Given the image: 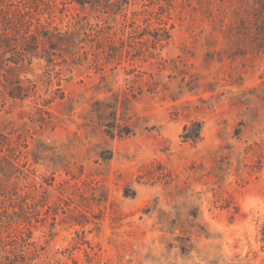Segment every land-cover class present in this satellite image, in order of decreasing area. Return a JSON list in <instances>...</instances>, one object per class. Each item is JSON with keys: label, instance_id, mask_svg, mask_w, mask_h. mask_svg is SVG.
Returning a JSON list of instances; mask_svg holds the SVG:
<instances>
[{"label": "rangeland", "instance_id": "obj_1", "mask_svg": "<svg viewBox=\"0 0 264 264\" xmlns=\"http://www.w3.org/2000/svg\"><path fill=\"white\" fill-rule=\"evenodd\" d=\"M88 1L0 0V264H262L264 0Z\"/></svg>", "mask_w": 264, "mask_h": 264}, {"label": "trees", "instance_id": "obj_2", "mask_svg": "<svg viewBox=\"0 0 264 264\" xmlns=\"http://www.w3.org/2000/svg\"><path fill=\"white\" fill-rule=\"evenodd\" d=\"M76 2L78 4H80V5H85V4L90 3V1H88V0H76ZM122 2H124V4H127L125 1H122ZM157 21L159 22L158 24H159L160 27L156 29L155 33L150 34V36L154 39V43L156 45L161 44L163 41H166L169 38V30L165 26H163V27L161 26V25L164 24L163 21L161 19H157ZM146 22L147 21H145V23ZM145 28L147 29V26ZM104 29H106L107 31H111L112 27L111 26H109V27L107 26ZM53 31L57 32L58 30L57 29H53ZM43 34H45V33H43ZM56 34L57 35H61L60 32H57ZM64 34H65V37H66V40H67L66 48H69V51H66V52L69 53L70 56L75 58V56L77 54L75 52L74 45H75V43H82L83 39H81V40L79 39L78 40L77 37H76L77 35L69 34L68 32H65ZM82 34H83L85 40H86V38L90 37V35H88L86 32H83ZM106 34L109 35V32H106ZM42 37L46 38L47 40H49V42H53L52 45L54 46V48H51L50 50H45L44 51V55H43L45 60H46V62L52 64L54 62L53 58L55 57L56 52L58 51V52L61 53L64 49L61 47V44H59V43L54 41L53 37H49L46 34L42 35ZM26 39H27V37H26ZM28 40H29L28 43H24V42L22 43L23 44L22 46H24L23 52H25V55H28L29 57H37V50H38L39 45H40L39 42H38L37 36L29 37ZM98 45H100V46L103 45V41L97 43V46ZM99 49H100V47H99ZM105 60L106 61L107 60L110 61L111 59H107L106 58ZM201 128H202V125H201L200 122H198V121L191 122L189 125H186V126L183 127L182 138L184 140H186V141L188 140V141H191V142H195L200 136ZM124 132H126V134H128L129 131L127 129H125ZM14 216L17 217V220H20V218L18 217V214L15 215V212L13 213V217ZM12 221H13V219L11 221H9V222H12ZM20 222H22V221L20 220ZM0 242H1V238H0ZM3 250L4 249L2 247H0V252L3 251ZM263 252H264V249H263ZM20 255H22V257H21L22 260L21 261H16L13 264H17V263H20V262H25V259H27V256H25L23 254V251H22V253ZM0 259H1V256H0ZM21 264H23V263H21ZM262 264H264V261H263Z\"/></svg>", "mask_w": 264, "mask_h": 264}]
</instances>
